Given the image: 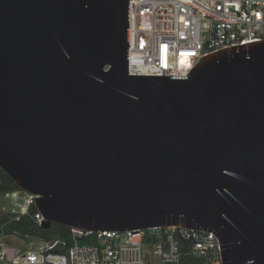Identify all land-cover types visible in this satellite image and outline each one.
Returning <instances> with one entry per match:
<instances>
[{
  "label": "water",
  "instance_id": "1",
  "mask_svg": "<svg viewBox=\"0 0 264 264\" xmlns=\"http://www.w3.org/2000/svg\"><path fill=\"white\" fill-rule=\"evenodd\" d=\"M130 0H0V168L45 218L210 231L264 264V41L131 76Z\"/></svg>",
  "mask_w": 264,
  "mask_h": 264
},
{
  "label": "built area",
  "instance_id": "2",
  "mask_svg": "<svg viewBox=\"0 0 264 264\" xmlns=\"http://www.w3.org/2000/svg\"><path fill=\"white\" fill-rule=\"evenodd\" d=\"M264 41V0H130L131 76L186 77L201 58ZM38 196L22 189L0 194V212L12 219L36 212ZM4 216V215H2ZM0 215V217H2ZM2 232L0 230V238ZM0 264H224L210 231L164 226L137 231L69 227L68 237L42 241L24 253L0 247Z\"/></svg>",
  "mask_w": 264,
  "mask_h": 264
},
{
  "label": "trees",
  "instance_id": "3",
  "mask_svg": "<svg viewBox=\"0 0 264 264\" xmlns=\"http://www.w3.org/2000/svg\"><path fill=\"white\" fill-rule=\"evenodd\" d=\"M19 189L12 178L0 168V194ZM31 210L30 215L14 220L11 216L0 217V230L2 235H15L22 239L35 238L40 241H48L54 238H67L69 227L54 223L50 229H44L35 224Z\"/></svg>",
  "mask_w": 264,
  "mask_h": 264
},
{
  "label": "rangeland",
  "instance_id": "4",
  "mask_svg": "<svg viewBox=\"0 0 264 264\" xmlns=\"http://www.w3.org/2000/svg\"><path fill=\"white\" fill-rule=\"evenodd\" d=\"M7 210L0 212V215H9L12 214V208L10 205L7 206ZM42 241L35 238L22 239L15 235H2L0 238V247H6L10 250H15L19 253H24L29 249H33L37 246H40Z\"/></svg>",
  "mask_w": 264,
  "mask_h": 264
}]
</instances>
